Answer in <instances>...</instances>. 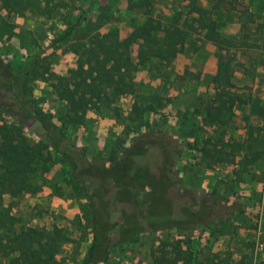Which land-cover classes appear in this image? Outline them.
<instances>
[{"label":"rangeland","instance_id":"1","mask_svg":"<svg viewBox=\"0 0 264 264\" xmlns=\"http://www.w3.org/2000/svg\"><path fill=\"white\" fill-rule=\"evenodd\" d=\"M124 1L96 0L87 20L63 40L58 38L75 21L76 16L85 11L89 0H42L37 11L26 12L21 16L9 14L0 2L1 59L14 78L31 67L30 98L44 112L51 114L54 131L76 144L81 142L85 122L87 121V126L91 124L85 131L88 132L84 136L87 144L83 147L86 148L88 161L99 168H113L124 155V149L131 146H145V141L153 142L156 147L157 144L162 145L173 163L172 170L178 183L176 189L184 203L191 211H201L202 207L205 209V213L192 217L180 226L130 236L120 232L125 211L132 210L137 215L146 213V208L154 201L153 186L147 179L130 180L126 193L130 203L125 205L117 198L116 189L111 183L108 184L104 194L111 217L118 223V227L112 233L109 258L100 264H158L164 262L162 257L166 259L164 264H172L174 260L175 264H264V249L257 245L264 242V156L253 158L249 155L243 158L239 152L231 163L230 157L225 154L229 152V148H222V142H232L230 127H236L246 130L243 140H235L243 143L242 150L246 143H253L259 144V152L264 153V135L260 137L261 124L251 125L248 118L237 123L231 118L225 125H218L204 115L213 105L211 101L216 95L236 93L235 89H229L231 74L239 69L232 56L234 51L219 55V62L222 64L219 75L206 81L211 91L198 96L192 95L194 100L180 102V99L175 101L179 98L176 97L170 110L159 113L158 122L147 123L150 113L146 114L148 106L144 103L139 104L135 100L128 111V108L119 104V100L110 98L109 101L103 99L98 110L88 111L92 116L81 125L66 127L63 122L66 104L56 96L52 80L47 75L44 78H33L44 71L66 76L68 70L75 67L74 49L85 44L90 35L108 34L123 39L130 25L145 19L144 8H138L135 4L137 0L128 1L127 7L130 10L123 8ZM159 1L150 0L151 14L158 20L161 18ZM226 1L227 5L223 6L234 13L248 12V7L242 0ZM221 4L217 3L213 8H219ZM131 11L135 16L130 15ZM211 13L210 9L203 13L204 26L212 23ZM180 14L177 25L190 23V7ZM262 19L255 28V36L248 34V38L240 36L220 41L227 48L244 46L248 50L247 72L248 77L253 80L258 76L255 67L261 61L264 62V16ZM167 25L169 24L161 21L162 27ZM163 37V33H158L153 41L154 45L162 46ZM254 49L260 50L258 55ZM133 50L135 53L137 47ZM169 65L170 61L162 62L156 72L151 73L153 77L158 76L164 90L167 83L173 87L184 85L180 78L172 77ZM198 82V79L191 78L189 87L195 88ZM262 86L257 87L256 94L264 92V83ZM153 93L156 94V91L149 85L137 83L136 97L154 95ZM245 97L246 94L243 93L241 99ZM134 104L138 106V110L130 114ZM100 119L102 122L99 125ZM108 120L114 121L108 124ZM262 120L264 122V118ZM186 124L191 129L187 130ZM25 133L38 141L39 138L31 128L27 127ZM188 137L191 139L187 140ZM207 141L209 145L206 149L212 150V146L216 145V149L223 153L222 162L209 168L207 164L210 161L201 152ZM123 142L127 145L126 148L123 147ZM64 168V161L55 155L51 159L50 170L36 191L16 198L0 195L1 205L8 208L14 222L12 232L0 231V264H8L9 257L6 253L12 255L13 248L9 244L14 237H29L37 229L50 233L58 241L60 250L55 256V264H79L82 261L91 240L89 202L69 196L70 186L64 177ZM253 180L256 184L249 186L248 183ZM151 207L153 212L166 209L161 203H155ZM248 230L252 233L250 240Z\"/></svg>","mask_w":264,"mask_h":264},{"label":"trees","instance_id":"2","mask_svg":"<svg viewBox=\"0 0 264 264\" xmlns=\"http://www.w3.org/2000/svg\"><path fill=\"white\" fill-rule=\"evenodd\" d=\"M41 1L0 0L4 10L19 16L37 11ZM95 2L96 0H89L85 11L76 16L75 21L67 26L58 40L68 37L87 20ZM137 2L144 8L145 19L125 38L108 34L90 35L85 44L74 49L75 67L69 69L66 76L44 71L33 77L44 78L47 75L52 80L56 96L66 104L63 116L66 127L81 125L88 111L98 110L103 99L109 101L108 90L123 96L135 95V74L139 68L151 57L162 62L171 61L182 52L185 41L203 27L205 11L200 7H194V11L200 16L196 27L195 21L162 27L161 22L151 14L150 0ZM212 25L211 23L209 26L214 29ZM158 33L164 34L162 46L159 47L153 42ZM218 37L217 35V40ZM134 47H137L136 58L133 56ZM221 66L219 63V70ZM30 70L31 67L14 78L0 56V195L16 198L36 191L51 168L52 157H61L65 163L64 177L70 186L69 196L89 202L91 213V240L79 264H100L109 258L112 233L118 227V223L111 217L104 194L105 187L110 183L116 189L119 201L126 205L130 203L126 196L130 180L147 179L154 189L152 204L161 203L166 208L162 212H153L151 204L144 214L125 211L126 216L120 227L123 234L134 236L154 229L177 227L192 217L205 213L203 207L201 211H191L184 203L176 189L178 183L174 178L173 163L160 144L156 147L153 142L145 141V146L143 144L140 147L126 148L121 160L110 169L92 165L87 159L86 148L57 134L52 126L51 114L44 112L30 98ZM212 103L206 117L215 124L225 125L233 116L234 104L241 101L237 96L220 93ZM137 107L134 104L130 114L136 113ZM27 127L36 134L38 141L26 135ZM205 144L201 152L210 161L207 167L222 162V151L217 150L216 145L212 146V150L206 149L209 141ZM222 148H229V152L225 154L232 163L236 154L242 151L243 143L222 142ZM13 224L8 208L3 207L0 202V231L12 232ZM9 246L13 250L12 255L6 253L9 257L8 264H55V256L60 250L58 241L42 229L31 232L29 237H14ZM161 260L165 262L166 259L162 257ZM175 263L176 260L172 262Z\"/></svg>","mask_w":264,"mask_h":264},{"label":"crops","instance_id":"3","mask_svg":"<svg viewBox=\"0 0 264 264\" xmlns=\"http://www.w3.org/2000/svg\"><path fill=\"white\" fill-rule=\"evenodd\" d=\"M129 0H125L122 2V6L124 9L127 8ZM192 1V3H189ZM137 7L139 8L140 5L137 1H135ZM226 0H160L159 7L161 9V18L160 20L164 23L169 25H177L180 22V12L184 11L185 9H191L192 16H189L188 19L190 22L195 21V27L198 23L200 16L194 11V7H200L204 11L206 9H210L212 27L204 26L202 29H197L195 33H193L184 43V48L181 53H178L171 61L168 69L172 72V77H176L177 79L180 78L184 85H180L177 87H173L170 83L165 84V90L160 85V79L158 76L153 77L151 73L156 72V70L160 67L162 61H160L156 57H151L144 66H141L139 70L135 74V81L139 84L149 85L153 91H156L154 95H146L143 97H136L135 95L123 96L116 91L108 90L107 97L119 100V104H122L124 108H128L130 110L131 104L136 103L145 104L148 106V110H146V114L150 113V117H148L147 123L152 121L158 122V118L160 117V112H166L170 110L172 106V102L176 97L175 101H187L188 99L194 100V96H198L200 94H204L207 91H211L210 85L206 82L209 79L214 78L216 75H219L220 70L218 69L219 66V55L229 53V51H234L235 53L232 54L239 69L234 71L231 74L230 79L231 83L229 86L236 90V93L228 92L227 95L237 96L241 103H235L232 108V113L234 121L237 123L240 122L241 119H249L250 124L254 125L256 123L261 124V132L260 137L264 135V122L262 118H264V92L260 94H256L255 90L258 86H262L264 83V62H260L261 64L256 66V73L258 76L255 79H250L248 77V50L244 46L240 48H227L225 45H221L220 41H227L229 38L236 39L240 38V36H246L248 38V34L251 36H255L254 31L258 23L263 21L264 16V0H242L244 4L248 7V12L244 13H234L231 11L230 8H226L223 5L226 4ZM217 3H222L221 7L213 8L216 6ZM193 8V10H192ZM125 13V11L123 12ZM131 16H135V14L131 11ZM157 19V18H156ZM132 22L133 18H131ZM159 20V21H160ZM160 21V22H161ZM141 22H136L134 25H130L129 31L125 33L123 36L126 37L133 28L141 25ZM167 25V26H169ZM219 36L218 40L216 39L217 35ZM248 42V40L246 41ZM248 47V45H247ZM227 48V49H226ZM245 50V51H244ZM256 55L259 54L260 50L254 49ZM244 51V52H243ZM134 58H136V51L134 53ZM219 70V71H218ZM198 79L199 82L196 84L195 88H190L191 78ZM193 81V80H192ZM164 84V83H162ZM172 86V88H171ZM263 88V86H262ZM249 90V91H248ZM262 90V89H261ZM245 93L246 97L241 99V95ZM249 94V96H248ZM214 99H212L213 101ZM211 101V103H212ZM173 106H175L173 104ZM150 109V110H149ZM208 110V109H207ZM207 112V111H206ZM205 112V116H206ZM91 112L85 117L86 119L91 118ZM127 114L129 112H126ZM124 113V114H126ZM126 114V115H127ZM190 120V119H189ZM188 121L187 124H188ZM99 125L101 124L102 120H99ZM108 124H111L114 120H108ZM185 125L186 129H191L188 125ZM231 126V124H230ZM91 124L87 126V121L85 125L82 127L81 133V142L76 143L78 146L86 145V136L88 132H85L86 129H89ZM230 140L239 141L243 140L246 137V130H241L240 128L230 127ZM191 139L190 137L187 140ZM75 144V142L73 141ZM75 144V145H76ZM123 147L126 148L125 142H123ZM249 145H253L249 147ZM259 144H245L244 150L240 152V157L246 158L249 155L253 158H262L264 156L261 148L258 146ZM259 148V149H258ZM249 151V152H248ZM236 166V165H235ZM249 186L252 184H256V181H251L248 183ZM248 230V240L251 239L252 233ZM246 244V243H245ZM241 246V244H239ZM250 246V244L248 243ZM264 258V254H263Z\"/></svg>","mask_w":264,"mask_h":264},{"label":"built area","instance_id":"4","mask_svg":"<svg viewBox=\"0 0 264 264\" xmlns=\"http://www.w3.org/2000/svg\"><path fill=\"white\" fill-rule=\"evenodd\" d=\"M257 245L260 249H264V242H260Z\"/></svg>","mask_w":264,"mask_h":264}]
</instances>
